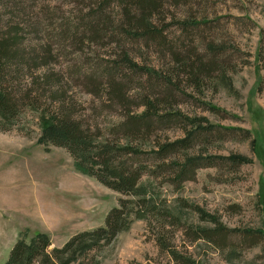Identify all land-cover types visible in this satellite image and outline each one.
I'll list each match as a JSON object with an SVG mask.
<instances>
[{"label":"rangeland","instance_id":"rangeland-1","mask_svg":"<svg viewBox=\"0 0 264 264\" xmlns=\"http://www.w3.org/2000/svg\"><path fill=\"white\" fill-rule=\"evenodd\" d=\"M15 3L17 7L14 0L0 2V20L18 24L26 46L46 51V68L60 73L74 101L75 116L94 133L111 128L121 111L104 105L87 87L84 75L93 65L104 66L128 54L165 78L175 68L169 49L157 43L102 36L103 32L90 42L79 25L96 10L98 0ZM105 12L108 26L119 27L121 9L112 5ZM156 15L152 21L164 29L167 42L173 40L176 47L191 44L202 59L217 64L201 88L184 80L173 88V108L214 125L251 132L246 138L240 131L217 128V133L196 139L187 153L172 159L182 161L187 154L209 160L235 154L250 162L234 165L213 159V166H200L187 179L175 182L173 175L156 172L161 161L142 156L151 173L143 175L140 184L156 209L143 219H133L128 230L109 244L71 264H180L169 251L193 264H264V0H162ZM125 89L130 96L142 91L132 83ZM207 103L219 111L208 109ZM39 106L23 108L9 124H0V264L7 261L19 238L29 241L45 233L51 242L48 250L60 248L76 233L103 226L118 199L130 198L77 170L65 149L38 142L39 114L46 101ZM182 130L177 125L154 129L151 141L138 145L149 150L158 141L182 137ZM192 205L238 231L222 244L198 238L194 231L213 225L200 221Z\"/></svg>","mask_w":264,"mask_h":264},{"label":"trees","instance_id":"trees-1","mask_svg":"<svg viewBox=\"0 0 264 264\" xmlns=\"http://www.w3.org/2000/svg\"><path fill=\"white\" fill-rule=\"evenodd\" d=\"M15 1L14 7H17ZM161 1L98 0L100 3L96 10L90 12L79 25L83 33H87L90 42L103 32L102 36L116 34L132 42L143 40L146 43H157L161 48L169 49L175 63L170 78L161 76L152 68L138 65L128 54L104 66L93 65L91 71L84 75L87 87H91L92 93L99 96L104 105L121 111L111 128L106 131L97 129L96 133L75 116L74 101L65 88L66 83H63L60 73L45 66L48 64L46 51L26 46L21 41L18 24L0 20V124H9L23 108L38 110L40 102L46 101V108H42L39 114L41 135L38 142L65 149L77 170L93 177L105 187L130 197L118 199V205L106 214L103 226L76 233L60 248L48 250L51 242L45 233L35 234L29 241L19 238L4 264H71L109 244L119 233L128 230L133 219H143L148 212H154V200L147 188L140 184L141 177L151 173L150 168L140 160L142 156L147 160L161 161L155 167L156 172L173 175L175 182L187 179L200 166H213V159L234 165L250 162L235 154L209 160L187 154L182 161L172 159L177 153H187L196 139L205 140L217 133V128L240 131L246 138L251 132L214 125L204 118L189 117L173 108V88L176 89L182 80L190 82L195 89L201 88L203 80L210 77L209 74L217 64L213 60L202 59V55H197L191 44L182 42L183 45L176 47L173 40H165L164 29L152 21L153 16L160 14ZM112 5L118 6L122 13L119 27L116 28L107 24L110 19L105 11ZM174 40L180 39L174 37ZM40 69L43 71L40 72ZM143 73L146 76L144 80ZM131 83L134 88L142 89L135 93L138 96H130L128 89H125ZM205 105L210 110L219 111L210 103ZM140 106L143 107L140 112L133 110V107ZM174 125L183 128L182 137L158 141L149 150L138 145L139 141L144 144L147 140L150 142L154 129L163 130ZM254 144L255 140L252 139V147ZM189 207L197 213L200 221L213 225V228H198L194 231L198 238L208 241L215 239L217 244H222L231 233L238 231L226 227L216 216L197 205ZM171 219L175 221L176 217ZM257 233L262 234V231ZM169 254L180 264H193L179 257L176 251H169Z\"/></svg>","mask_w":264,"mask_h":264}]
</instances>
